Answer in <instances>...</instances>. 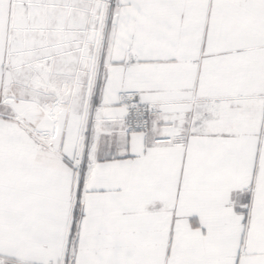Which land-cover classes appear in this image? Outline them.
<instances>
[{"label":"snow or ice","instance_id":"6c2138e0","mask_svg":"<svg viewBox=\"0 0 264 264\" xmlns=\"http://www.w3.org/2000/svg\"><path fill=\"white\" fill-rule=\"evenodd\" d=\"M0 264H264V0H0Z\"/></svg>","mask_w":264,"mask_h":264}]
</instances>
